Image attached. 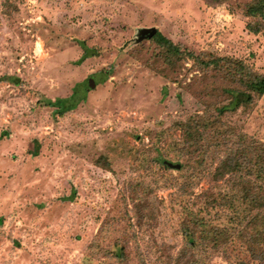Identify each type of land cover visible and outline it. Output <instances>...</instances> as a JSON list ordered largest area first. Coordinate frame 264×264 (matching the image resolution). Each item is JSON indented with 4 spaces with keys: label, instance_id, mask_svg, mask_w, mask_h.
Instances as JSON below:
<instances>
[{
    "label": "rangeland",
    "instance_id": "obj_1",
    "mask_svg": "<svg viewBox=\"0 0 264 264\" xmlns=\"http://www.w3.org/2000/svg\"><path fill=\"white\" fill-rule=\"evenodd\" d=\"M249 1L0 0V264H178L187 212L216 230L204 264H230L221 242L246 234L245 205L264 212V179L213 175L239 134L264 144V95L220 115L229 84L209 89L186 56L166 66L137 38L155 28L181 51L264 74ZM45 99L73 106L60 116ZM196 114L228 135L198 127L202 140L184 147L178 122Z\"/></svg>",
    "mask_w": 264,
    "mask_h": 264
},
{
    "label": "trees",
    "instance_id": "obj_2",
    "mask_svg": "<svg viewBox=\"0 0 264 264\" xmlns=\"http://www.w3.org/2000/svg\"><path fill=\"white\" fill-rule=\"evenodd\" d=\"M212 1L222 3L227 0ZM242 13L248 18L246 23L248 30L255 34L264 32V0H250L245 4ZM148 34L140 31L137 42L153 41L156 43L160 57L167 63L166 66H172L173 60L186 56L187 59L192 61L194 68L201 71L202 80L207 75L209 79L205 83L207 88L210 85L209 89H216V86L213 84L218 79L229 84L228 87H222L220 95L223 97H220V105L216 106V111L220 115L227 111H235L240 107H249L255 102L256 98H261L264 95V74L258 73V71L243 60L217 56L211 53H188L181 51L179 46L174 45L157 30L151 36ZM82 55L83 60L86 58L85 50ZM156 70L161 75H164L162 69L157 68ZM203 93L204 96L208 95L207 91H203ZM223 100L226 102L222 103ZM41 104L43 106L54 107L60 116L69 112L73 106L71 101L67 99H58L55 102L45 99ZM211 116V114H196L191 116L194 118L188 116L186 120L178 122L186 145L184 147H193L202 140L203 134L198 127H202V131L205 133L208 128H211L212 131H223L224 134H227L226 132L229 131V127L225 128L226 125L221 123L218 117L211 118ZM218 128L219 130H217ZM214 136L219 135L215 134ZM222 140L225 146L230 145L228 137H222ZM158 160L166 168L180 170L183 167L182 164L177 163L180 165V168L176 169L170 167L166 159L162 158ZM246 172L250 173V176L254 174L252 177L257 180L264 179V144L252 139L247 141L244 135L239 134L238 138L234 141V148L232 149L231 146V149L216 167L213 178L217 180L228 173H238L241 177ZM158 209V206L155 205L151 210L158 211ZM244 210L246 216L239 218L237 225L239 227L245 225L249 229L247 231L246 227L241 228L246 233L244 236L238 235L236 230L232 232V235L224 236V241L221 242V246L224 248L223 257L230 264H264V212L256 211L247 217L246 205ZM187 213L190 215L189 217L187 216L188 221L181 227L185 243L175 261L178 264H204L205 259L203 257L205 256L203 252L208 251V249L204 248V245L210 242L209 237L210 239H214L213 234L216 233V230H212V228L203 224L198 213ZM124 256L123 248H119L118 252L114 255L117 259H122Z\"/></svg>",
    "mask_w": 264,
    "mask_h": 264
},
{
    "label": "water",
    "instance_id": "obj_3",
    "mask_svg": "<svg viewBox=\"0 0 264 264\" xmlns=\"http://www.w3.org/2000/svg\"><path fill=\"white\" fill-rule=\"evenodd\" d=\"M142 31L145 32V33H149L148 35L151 36V35H153L156 32V29L155 28L143 29ZM91 87H93V83L91 84ZM168 165L170 167H173V168H176V169L180 168L179 164H173V163L169 162Z\"/></svg>",
    "mask_w": 264,
    "mask_h": 264
}]
</instances>
